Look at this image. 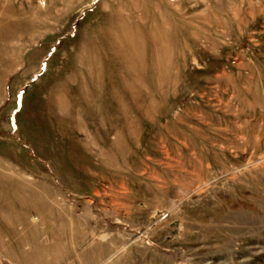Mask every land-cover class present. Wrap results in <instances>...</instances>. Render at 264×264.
Listing matches in <instances>:
<instances>
[{"label":"rangeland","instance_id":"374dc122","mask_svg":"<svg viewBox=\"0 0 264 264\" xmlns=\"http://www.w3.org/2000/svg\"><path fill=\"white\" fill-rule=\"evenodd\" d=\"M0 264H264V0H0Z\"/></svg>","mask_w":264,"mask_h":264}]
</instances>
